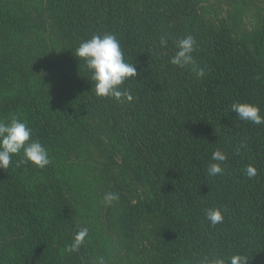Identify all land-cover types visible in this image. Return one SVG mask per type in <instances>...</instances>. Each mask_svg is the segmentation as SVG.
Returning <instances> with one entry per match:
<instances>
[{"label": "trees", "instance_id": "16d2710c", "mask_svg": "<svg viewBox=\"0 0 264 264\" xmlns=\"http://www.w3.org/2000/svg\"><path fill=\"white\" fill-rule=\"evenodd\" d=\"M106 33L136 67L131 101L96 97L75 56ZM188 35L203 78L170 63ZM233 103L264 116V0H0V119L27 121L51 159L0 170V264H264V124Z\"/></svg>", "mask_w": 264, "mask_h": 264}, {"label": "clouds", "instance_id": "9594fccd", "mask_svg": "<svg viewBox=\"0 0 264 264\" xmlns=\"http://www.w3.org/2000/svg\"><path fill=\"white\" fill-rule=\"evenodd\" d=\"M160 47H167V38L161 37ZM177 51L170 59V63L181 69L192 66L197 78H203L205 71L195 64L193 53L196 51V40L188 35L176 41ZM75 56L83 61L84 70L89 72L90 80L95 82V96L98 98H112L120 102L131 101L129 90L124 88L126 81L135 79L137 70L134 64L127 63L121 50L120 43L112 34L93 35L90 39L82 42L75 51ZM231 112L235 113L241 121H247L255 125L264 124V116L260 109L249 103H233ZM33 130L28 126L27 121L12 116L10 120L0 119V170H6L12 165L13 156L22 158L16 162L20 164L30 163L37 169H44L50 163L48 150L38 141L31 139ZM214 163L208 165L207 171L211 176L223 175L224 168L221 166L227 159L226 155L217 149L211 157ZM247 176L255 177L257 171L254 167L248 166ZM104 203L111 204L119 200L117 193H107L104 196ZM205 217L210 226L215 227L223 223L224 216L220 209L209 208ZM88 236V229L82 228L73 238L65 251L76 253L80 250ZM97 264H105L103 257L98 258ZM200 264H248V259L243 255H233L227 259L217 257L209 259L203 257Z\"/></svg>", "mask_w": 264, "mask_h": 264}, {"label": "rangeland", "instance_id": "374dc122", "mask_svg": "<svg viewBox=\"0 0 264 264\" xmlns=\"http://www.w3.org/2000/svg\"><path fill=\"white\" fill-rule=\"evenodd\" d=\"M256 10H252L251 12L248 13V16L244 19L246 24L244 25L245 28H249L252 26V24H255L254 22V18H253V15H255V12ZM251 17V19H249ZM45 19V17H44ZM46 20V19H45Z\"/></svg>", "mask_w": 264, "mask_h": 264}]
</instances>
